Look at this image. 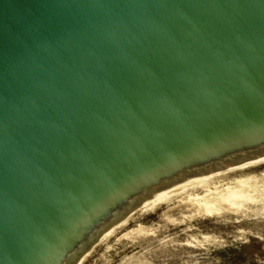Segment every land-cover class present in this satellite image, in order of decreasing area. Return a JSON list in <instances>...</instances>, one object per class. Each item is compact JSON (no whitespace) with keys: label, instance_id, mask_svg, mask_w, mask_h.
I'll list each match as a JSON object with an SVG mask.
<instances>
[{"label":"water","instance_id":"1","mask_svg":"<svg viewBox=\"0 0 264 264\" xmlns=\"http://www.w3.org/2000/svg\"><path fill=\"white\" fill-rule=\"evenodd\" d=\"M261 158L264 0H0V264Z\"/></svg>","mask_w":264,"mask_h":264},{"label":"rangeland","instance_id":"2","mask_svg":"<svg viewBox=\"0 0 264 264\" xmlns=\"http://www.w3.org/2000/svg\"><path fill=\"white\" fill-rule=\"evenodd\" d=\"M210 174L212 191L254 179L259 183L256 200L247 202L239 212L227 210L221 215L189 219L190 209L182 205L189 194H181L170 204L136 211L108 241L96 246L83 264H264V160ZM200 188L191 191L193 195H205L208 188ZM140 225L149 229V234L125 237Z\"/></svg>","mask_w":264,"mask_h":264},{"label":"bare ground","instance_id":"3","mask_svg":"<svg viewBox=\"0 0 264 264\" xmlns=\"http://www.w3.org/2000/svg\"><path fill=\"white\" fill-rule=\"evenodd\" d=\"M262 160H264V158L245 163L241 166H236V167L234 166V167H232V169H243V168H246L250 165L261 162ZM210 176H211V174L203 175L199 178H196V179L191 180L187 183H184L180 186H177L173 189H170L166 192H163L159 195L151 197L145 203H143L140 207H138L135 211H133L130 215H128L125 219H123L119 224H117L114 228H112L86 255H84L80 259L78 264H83V262L93 252V250L95 249L96 246L104 243L105 240L108 241V239L115 234V232L118 228L125 226L130 221V219L133 217V215L136 213V211L154 210L160 204H166V205L170 204L179 195L184 194V193H188L189 194V195L187 194L188 198L184 199L185 201L182 200L183 201L182 205H185L186 210L190 209V213L192 215L189 217V219H194L196 217H207V216L221 215L223 212H225L227 210H230V211L232 210V212L233 211L239 212L243 209V207L245 206V204L247 202L249 203L250 201L254 200V197H255L254 194L259 189L258 188L259 183L253 182L254 179H252V178H248L246 180L244 179V180L238 181L235 185L233 184L234 186H228L227 188H223V189L216 188L214 191H212L209 187ZM217 178H215V179H217ZM211 182L212 181L210 180V183ZM230 184H232V183H229V185ZM219 186H221V185H219ZM200 187L208 188V190L206 189L207 190L206 194L203 196L193 195V193L191 191L194 192V189L200 188ZM180 207H182V206L180 205ZM169 218H171L170 215H169ZM149 232H150L149 229L140 225L137 229H134V230L130 231L129 233H127L125 235V237L133 238L134 236L147 235V234H149Z\"/></svg>","mask_w":264,"mask_h":264}]
</instances>
